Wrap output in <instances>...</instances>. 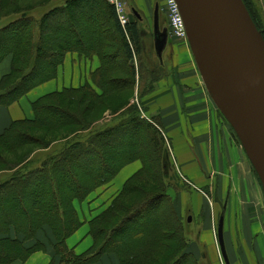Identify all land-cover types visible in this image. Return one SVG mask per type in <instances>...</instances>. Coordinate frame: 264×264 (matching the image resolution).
<instances>
[{"label":"trees","instance_id":"1","mask_svg":"<svg viewBox=\"0 0 264 264\" xmlns=\"http://www.w3.org/2000/svg\"><path fill=\"white\" fill-rule=\"evenodd\" d=\"M242 1L261 32L252 0ZM55 2L49 1L50 9L39 5L47 9L35 20L24 5L0 0V63L12 58L10 73L0 81V107H11L56 79L67 55L97 56L100 68L91 74L93 85L42 97L32 104L34 120L13 122L0 133V166L11 173L9 180L0 182V264L25 263L46 243L59 264H98L106 255L116 256L119 264H199L168 194L172 180L167 177V138L156 119L145 120L142 108L130 104L140 76L134 61L145 54L138 21L130 18L123 26L110 0H66L60 7H54ZM113 44L122 51L121 64L115 63L120 57ZM146 60L150 68L158 65ZM124 92L128 104L118 101V107L112 108ZM107 111L123 116L115 126L87 137L71 132L68 136L79 138L75 142L67 138L63 148L36 167L32 157L37 149L21 152L28 146L48 150L63 140L48 141V135L71 128L86 130L87 122L80 116L89 119ZM49 114L57 119L48 118ZM135 162H141L142 168L127 180L111 206L90 222L93 247L76 255L67 245L82 226L75 202H84ZM80 168L94 172L76 171ZM72 176L80 177L73 188L65 183Z\"/></svg>","mask_w":264,"mask_h":264},{"label":"crops","instance_id":"2","mask_svg":"<svg viewBox=\"0 0 264 264\" xmlns=\"http://www.w3.org/2000/svg\"><path fill=\"white\" fill-rule=\"evenodd\" d=\"M179 42L182 46L175 41L172 48H167L171 58L168 74L155 82L151 93L142 100L144 117L156 119L167 140L169 134L182 138L176 141L181 167L191 179L198 181L193 184L204 192L194 194L190 201L189 191H179L177 212L181 218L191 212L197 217L194 225H201L206 233L213 234L214 224L218 223L233 255L231 261L264 264L263 185L236 129L212 95L192 47L187 44L188 37ZM11 63V57L0 63V81L10 73ZM99 68L97 57L86 60L77 54L69 55L56 79L35 88L11 107H0V133L13 122L34 120L32 104L42 97L65 89H79L87 83L93 85L91 74ZM136 163L125 167L110 185L93 192L78 206L75 202L82 226L68 238L67 245L76 255L85 254L93 247L90 222L111 206L127 180L142 168L141 162ZM212 236L216 237L211 235V242ZM232 244L238 246V253H232ZM45 245L44 250L34 253L27 262L18 264H59L50 243ZM190 252L201 261L204 259L200 254L202 249L194 253L191 246ZM98 264L119 262L116 256L106 255Z\"/></svg>","mask_w":264,"mask_h":264},{"label":"water","instance_id":"3","mask_svg":"<svg viewBox=\"0 0 264 264\" xmlns=\"http://www.w3.org/2000/svg\"><path fill=\"white\" fill-rule=\"evenodd\" d=\"M177 1L207 85L225 117L238 129L264 185V40L242 0ZM159 13L157 5L153 41L156 56L163 61L170 33L161 27ZM219 239L225 255L222 227Z\"/></svg>","mask_w":264,"mask_h":264},{"label":"rangeland","instance_id":"4","mask_svg":"<svg viewBox=\"0 0 264 264\" xmlns=\"http://www.w3.org/2000/svg\"><path fill=\"white\" fill-rule=\"evenodd\" d=\"M15 1H16V4H18V5L20 4V7H21V5H24L25 10L30 9L29 13H27V14H28V16L33 17L35 20H39L40 17L42 16V14L46 11V9L47 8L50 9V7H51V4H49L50 0H15ZM65 1L66 0H56L54 7H60L61 5H63L65 3ZM122 2L125 6V15L127 17H129V19L131 18V21H134V22L138 21L136 15L134 14V11H136L137 13H139L143 17V22L138 21V27H139L141 34L143 35V38H144L143 47L145 50V54H144V59H142V57L141 58L137 57L136 61H134L135 66H136L137 75H140V76L137 77L138 83H137L135 92L133 94L134 95L133 99L130 101L131 102L130 104H136V105H139L140 108H143L142 107L143 106V103H142L143 98L148 96L151 93V91L153 90L154 84H155V82L158 81V79H160L163 76L168 74V72L170 70L169 66L171 64V58L169 57L170 52L168 53V49H167V51H165V53L163 55V61H160L157 58L156 53H155V49H154V41H153V29L154 28H153V25H154V12H155L157 5L159 6L161 27L162 28H165V27L168 28L169 22L167 19L166 7H165V3L163 0H122ZM43 3L45 4V6L47 5V8L39 9L40 7H42L39 5H42ZM252 3H253L254 16L256 17V19L258 21L261 32L258 31L257 28L256 29L262 36V33H264V0H252ZM110 4L113 5L111 2H110ZM117 14H118V12H117ZM75 16H76V20H79V18L81 17V12L79 10H77L75 12ZM118 17H119V15H118ZM100 20H102V19H100ZM0 26H2V25L0 24ZM65 26L66 25H64V29H65ZM112 36L115 39V41H118V39H119L118 36H114V35H112ZM175 41L176 40L173 37L170 38L169 46L171 48H172V46H174ZM176 44H178L179 46L180 45L182 46V43L179 41H177ZM187 44L190 46L189 42ZM112 48H113V51H115V52L118 51V54L120 57V59L118 58L119 61L115 62V63L121 64L122 63L121 59H123L121 49L118 46H115L114 44H113ZM73 54H77L80 57L86 58V60L87 59L91 60L94 58V57L83 56V55H80L79 53H73ZM73 54H70V55H73ZM68 56L69 55H67L65 62H66ZM146 58H149L151 61L155 60V62L158 65L150 68L148 65L149 64L148 62H150V61H147ZM65 62L63 63V65L65 64ZM63 65H61L59 67V71ZM124 76L125 75H122V74L115 75V77H124ZM203 77H204V75H203ZM128 100H129V95L126 92H124L123 95H121L117 98V101H116L117 104L113 105L112 108L118 107L117 105L120 104V103H118V101L124 102L126 104L128 102ZM110 102H111V100L108 102V105L111 104ZM108 108L109 107H107V109ZM80 109L84 110L85 108H80ZM146 113H147V115L150 116V114L148 112H146ZM121 116H123L122 112H112V111H107L104 113H98L97 115L96 114L92 115L89 117V119H88V117L80 116L79 119H81L84 122H87V129L86 130H82L80 128V129H75V131H73L74 129L71 128V129L63 130L59 134L48 135L47 136L48 141H54V140H60V139L62 140L63 139L60 142L54 143L52 145V147L50 148L51 149L50 151L40 150L36 146H28L27 148H24L22 151L21 150L20 151L21 152H23V151L27 152V151H30L32 149H37V151L34 153L35 156L32 157L34 162H37V164L34 166V167H36V166H38V164H41V162L46 157H48L52 152H53V154H55L54 151L60 150L61 148H63L66 145L67 138L69 139L67 141L75 142L80 136L77 134L75 137H73V135L75 133H80L82 137H87L91 133L102 131L106 128H110V127L115 126L116 120H118V118H120ZM47 117L52 118V119L54 118L55 120L57 119L56 116H53L51 114L47 115ZM143 118H145V117H143ZM49 120H51V119H49ZM145 120H147V119L145 118ZM235 129L238 130L236 127H235ZM71 132H73L74 134L68 136ZM37 135H39V134H37ZM238 136H239V134H238ZM178 139H182V138H179V137L176 138V136L174 134H169V140H167V143H166L167 157L170 159L171 165H173L174 168H175V165L177 167L174 170L170 166V163L168 161L169 166H167L168 167V176L167 177L171 178V180H172V182H169L170 188L168 190V194L173 199L176 210L178 207L177 193H179V191H184L185 193L187 191H189V193H190L189 200L190 201L193 200L194 194H198V192L201 193L200 189L193 184V183H198V181L191 179L189 177L190 175L187 174L185 172V169H182V167H181V164H182L181 159H180L181 153H180V150L178 148L179 144L176 143V141ZM239 140L242 142V144H244V142L242 141L240 136H239ZM55 144H57V145H55ZM18 154H19V152H18ZM21 154H23V153H21ZM136 165H137V163L132 165L129 169H133V167H135ZM170 167H171V169H170ZM33 168H31V169H33ZM2 170H4V171L0 173V175H1L0 179L4 180V179H7V177L11 176V173L8 172L4 166L3 167L0 166V171H2ZM90 170H91V172H94L93 169H90ZM90 170L80 168V169H77L76 171H78L80 173H85V172L89 173ZM255 171H256V174L259 177V179L263 185L262 179H261L260 174H259L258 170L256 169V167H255ZM180 175H181V177H183V180L178 179L180 177ZM79 179H80L79 176H77V177L72 176L71 180L65 181V183L67 186L73 188L80 181ZM2 180H0L1 183L5 181V180L4 181H2ZM185 181H187V182H185ZM110 184H107V185L99 188L98 190L103 189ZM187 184H190L191 187L185 186ZM185 188H187V189H185ZM263 192H264V185H263ZM134 202H135V199L130 200V205H133ZM76 203H77L76 205L78 206L79 202H76ZM187 214H189V215H187V216L185 215L181 219L183 221V225L185 228L187 240L190 242V244L192 246V250L194 251V253H199V249L200 250L202 249V252H200V254H201L202 258H204V259L202 261L199 259V264H240L238 261H233V260L231 261V259H230L231 257H233V255L231 256V254H230L231 252H229L230 248L229 247L227 248V246H226L227 241L225 240V235H224L225 233H223V240H224V247H225V255H224V252H223L222 247H221L220 239H219V228L221 226L219 227L218 223L214 224L215 228L213 231L214 233L212 232L213 234H211L209 232L206 233V232H203L201 225H200V227H196L194 225L195 224L194 221L197 219V217H195L191 212H188ZM219 215H220V212H219ZM202 217L204 218L205 214H202ZM189 218H192L191 223L188 222ZM214 234L216 237L212 236L214 240H213V242H211V235H214ZM232 247L234 249L232 251V253L236 254L239 252L238 246H235L232 244ZM224 256H226V257H224Z\"/></svg>","mask_w":264,"mask_h":264},{"label":"built area","instance_id":"5","mask_svg":"<svg viewBox=\"0 0 264 264\" xmlns=\"http://www.w3.org/2000/svg\"><path fill=\"white\" fill-rule=\"evenodd\" d=\"M163 1L165 3L166 13L168 15L171 37H173L175 40L178 41L179 40L182 41L185 39L187 40V28L178 1L177 0H163ZM110 2L114 5L116 11L118 12L119 20L121 24L123 26L128 25L130 19L125 15V6L122 0H111ZM181 179L183 180V177H181Z\"/></svg>","mask_w":264,"mask_h":264},{"label":"flooded vegetation","instance_id":"6","mask_svg":"<svg viewBox=\"0 0 264 264\" xmlns=\"http://www.w3.org/2000/svg\"><path fill=\"white\" fill-rule=\"evenodd\" d=\"M140 17H141L140 19L137 17L138 21L143 22V17L141 15H140ZM165 28H167V27H165Z\"/></svg>","mask_w":264,"mask_h":264}]
</instances>
